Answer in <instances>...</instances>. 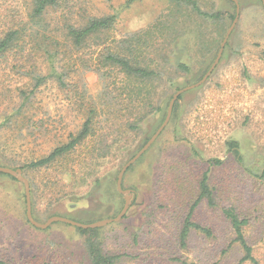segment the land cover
<instances>
[{
	"label": "rangeland",
	"instance_id": "obj_1",
	"mask_svg": "<svg viewBox=\"0 0 264 264\" xmlns=\"http://www.w3.org/2000/svg\"><path fill=\"white\" fill-rule=\"evenodd\" d=\"M194 1L200 11L221 17H189L188 11L180 17L178 39L162 52L168 62L158 58L157 67L163 75L155 84L154 101L160 111L140 124L134 137L114 144L111 154L95 164L81 166L74 156L47 169L22 171L31 188L32 215L37 222L59 216L88 224L120 213L124 198L116 188L118 173L163 123L172 96L203 78L235 18V5L229 0ZM237 1L239 18L215 69L201 86L180 96L165 129L125 172L122 188L131 194L126 215L98 229L96 242L104 254L117 256L118 264H239L242 249L233 242L234 235L221 212L229 207L248 219L245 238L253 257L264 264V179L245 170L248 167L260 174L264 169V7L261 0ZM169 7L167 0H60V6L44 16L49 27L43 28V33L59 37L57 30L63 20L73 24L84 13L85 17L117 15L110 42L147 28L167 14ZM33 9L34 0H0V35L26 22ZM29 44L26 39L22 52L13 50L0 58V156H4L0 166L4 167L27 165L65 143L69 135H76L87 118V97L94 98L101 90L98 75L85 72L82 62L89 60L91 49L74 52L77 73L73 74V94L50 82L40 88L28 108L15 115L12 109L20 103L16 90L26 87L28 72L41 61L37 49ZM180 65L184 68H178ZM122 119L124 112H117L97 121L98 126H112L116 131ZM227 140L238 141L244 167L227 152ZM213 159L222 164L213 166L209 162ZM204 172L214 192L215 207L202 201L193 219L210 229L212 237L192 232L182 248L178 232L197 199ZM25 210L23 185L0 175L1 261L89 264L86 237L77 228L63 223L45 230L34 228L27 222Z\"/></svg>",
	"mask_w": 264,
	"mask_h": 264
},
{
	"label": "trees",
	"instance_id": "obj_2",
	"mask_svg": "<svg viewBox=\"0 0 264 264\" xmlns=\"http://www.w3.org/2000/svg\"><path fill=\"white\" fill-rule=\"evenodd\" d=\"M167 1L170 5L167 8V14L157 18L150 26L127 37L108 42L109 33L115 27L117 15L85 17L84 13V15H78L80 21L76 23L72 24L68 21L69 19L63 20L62 26L57 30L59 37L53 38L43 33V28L49 27L44 23V16L48 11L57 9L60 6V0H34V9L29 19L17 27H10L0 35V58L13 50L22 52V46L27 39L30 42L29 45L37 49V55L41 60L28 72L26 87L16 90V99L20 103L12 109L14 114L17 115L28 108L40 88L50 82L55 83L60 90L73 94V74L77 73L76 66L73 64L74 52L91 49V53H88L91 55L87 61L89 64L82 62L85 72L98 75L101 90L96 97H87L89 101L84 103L87 118L76 135H69L65 143L57 145L45 155L36 157L27 165L5 167L21 171L25 168L47 169L58 162H69L74 156L79 159L78 163L81 166L95 164L111 154L114 144L134 137L140 129V124L160 111L159 104L154 101L158 88L155 84L162 81L163 75L162 70L157 67L158 58L162 57L165 63L168 62L165 61L166 57L162 52H165L168 46L178 39L176 30L180 17L185 11L189 12V17L192 14L212 20H218L221 17L220 14L209 15L200 11L194 0ZM178 68L184 67L180 65ZM178 100L174 106H177ZM118 106L121 108L116 109ZM117 112H124V119L116 131L111 130L112 126H98L97 118L102 115L114 117ZM108 142H110L109 145ZM90 144L91 146H88ZM225 146L227 152L232 154L235 163L244 167V158L238 141L227 140ZM80 150L82 152H79ZM192 153L195 154L194 150ZM209 162L213 166L222 164L219 159ZM70 170L69 175L73 177V169ZM245 170L254 178L264 179V169L260 174L252 173L254 171H250L252 169L248 167ZM6 177L18 182L13 177ZM202 201H206L210 208L215 207V196L209 185L207 172L201 176L197 199L189 207L178 232V242L182 248L186 247L192 232L203 234L207 238L212 237L210 229L199 225L193 219L195 209ZM221 212L230 225L234 235L233 242L238 243L242 249L243 257L239 264L244 262L259 264L253 257L252 247L244 235V229L249 224L248 219L240 217L232 207L223 208ZM77 230L86 237L85 249L89 264H118V257L104 254L100 243L96 242L98 229ZM0 264L5 263L0 260Z\"/></svg>",
	"mask_w": 264,
	"mask_h": 264
},
{
	"label": "water",
	"instance_id": "obj_3",
	"mask_svg": "<svg viewBox=\"0 0 264 264\" xmlns=\"http://www.w3.org/2000/svg\"><path fill=\"white\" fill-rule=\"evenodd\" d=\"M231 1L234 5H235V18L233 20V23L231 25V27L229 28L225 38L223 39L221 45H220V49L217 53V56L213 62V64L211 65V67L209 68V70L206 72V74L203 76V78L196 83L195 85H191L188 87H185L183 89L178 90L170 99L169 104H168V108H167V113L165 116V119L163 121V123L160 125V127L156 130V132L151 136V138L146 142V144L142 147V149L140 151H138L136 153V155L130 159L120 170V172L118 173L117 176V181H116V188L117 191L123 196L124 198V205L122 210L120 211V213L115 217V218H111V219H104V220H100L97 222H93V223H88V224H84V223H79L64 217H59V216H54L49 218L45 223H39L37 222L32 215V205H31V192H30V185L29 182L24 178V176L22 175V171L20 169H11L8 167H1L0 166V174H4L6 176H10L15 178L19 183H21L23 185L24 188V196H25V206H26V219L29 222L30 225H32L34 228L40 229V230H45L47 229L51 224L54 223H63L69 226H72L74 228L77 229H99L102 227H105L107 225L113 224V223H117L119 221H121L124 216L126 215L129 206H130V202H131V194L130 191L124 190L122 188V179L123 176L125 174V172L127 171L128 168H130L140 157L143 156V154L152 146V144L157 140V138L159 137V135L162 133V131L165 129V127L167 126V124L169 123V120L171 118L172 115V110H173V106L175 104V102L178 100L179 96H181L183 93L193 90L199 86H201L207 79L208 77L211 75V73L213 72V70L215 69L216 65L218 64L224 47L227 43L228 37L233 29V27L235 26V24L238 21L239 18V4L237 0H229ZM262 5L264 7V0H261Z\"/></svg>",
	"mask_w": 264,
	"mask_h": 264
}]
</instances>
